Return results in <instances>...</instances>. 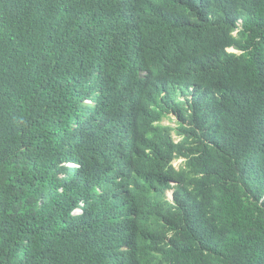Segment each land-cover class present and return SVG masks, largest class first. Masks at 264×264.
I'll list each match as a JSON object with an SVG mask.
<instances>
[{
    "label": "trees",
    "instance_id": "1",
    "mask_svg": "<svg viewBox=\"0 0 264 264\" xmlns=\"http://www.w3.org/2000/svg\"><path fill=\"white\" fill-rule=\"evenodd\" d=\"M0 264H264V0H0Z\"/></svg>",
    "mask_w": 264,
    "mask_h": 264
},
{
    "label": "rangeland",
    "instance_id": "2",
    "mask_svg": "<svg viewBox=\"0 0 264 264\" xmlns=\"http://www.w3.org/2000/svg\"><path fill=\"white\" fill-rule=\"evenodd\" d=\"M163 124L164 125H170V126L174 127L175 129L178 128V120H177V118L174 115H169V116L165 117L163 119ZM174 136H175V138L179 139V136L177 135V132L176 131L174 132ZM142 209H143L142 207H139V209L137 210V212L134 211V213L136 214V216L131 217L130 226H132L133 229L138 227L137 221L139 220V214L141 213Z\"/></svg>",
    "mask_w": 264,
    "mask_h": 264
},
{
    "label": "clouds",
    "instance_id": "3",
    "mask_svg": "<svg viewBox=\"0 0 264 264\" xmlns=\"http://www.w3.org/2000/svg\"><path fill=\"white\" fill-rule=\"evenodd\" d=\"M139 208H136V209H134V210H132L129 214H130V216L131 217H134V216H136V214L134 213V211H136L137 212V210H138Z\"/></svg>",
    "mask_w": 264,
    "mask_h": 264
}]
</instances>
